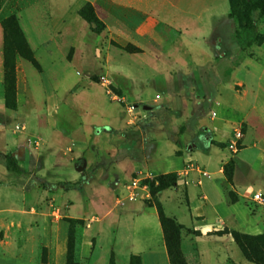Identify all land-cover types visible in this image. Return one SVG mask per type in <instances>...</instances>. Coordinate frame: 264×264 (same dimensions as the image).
Instances as JSON below:
<instances>
[{
	"label": "rangeland",
	"instance_id": "374dc122",
	"mask_svg": "<svg viewBox=\"0 0 264 264\" xmlns=\"http://www.w3.org/2000/svg\"><path fill=\"white\" fill-rule=\"evenodd\" d=\"M0 30V253L21 264L47 262L48 233L70 208L90 214L68 226L74 263L126 262L117 222L99 211L118 197L125 206L159 204L161 174L141 167L128 178L112 161L129 159L139 143L179 155V134L196 121L202 126L192 138L231 151L236 140L243 153L255 146L257 108L264 117V13L251 0H0ZM215 113L246 129L215 140ZM222 166L229 173L231 158ZM244 202L264 221L260 201ZM250 213L234 211L226 223L250 230L257 227ZM194 234L168 230L170 252L178 247L184 257L182 240ZM84 236L91 244L82 258ZM129 264L143 263L130 256Z\"/></svg>",
	"mask_w": 264,
	"mask_h": 264
},
{
	"label": "crops",
	"instance_id": "0c3cea01",
	"mask_svg": "<svg viewBox=\"0 0 264 264\" xmlns=\"http://www.w3.org/2000/svg\"><path fill=\"white\" fill-rule=\"evenodd\" d=\"M3 83L4 75L0 70V101L2 103L5 101ZM17 87L19 92V85ZM246 103H239L242 105L243 118H247L250 114ZM220 104L222 102L217 103L216 110ZM192 109L191 107V113L184 111V114L193 116ZM238 109L234 108V111ZM256 111L258 114L253 115L254 120L251 122L254 124L253 127L257 128L256 132L260 131L261 134L255 132L257 140L254 141L255 146H252L250 149L252 151L249 153H243L246 148L224 150L208 139L201 141L192 138L202 126L200 121V124L192 121L191 126L179 134L176 143L181 150L179 155H170L158 148L155 150L156 147L150 145L148 150L147 146L139 143L129 159L122 160L116 156L112 158L121 174L128 178L131 177L132 170L141 169V167L142 170L154 175L176 172L175 183L158 190L156 200L167 217L182 225L183 230L191 229L195 233L189 242L182 240V243H189V247H183L186 264H255L244 257L230 232L236 230L251 235L264 232V221L250 213L244 202L246 196L250 195L251 198L254 193H261L263 195L261 204L264 205V117L259 108ZM164 112L167 113V110L165 109ZM215 116L218 121L211 128L213 138L219 141L229 136L235 124L228 127L226 116H218L217 113ZM189 130L192 133L188 134ZM189 138L193 141L190 145H185ZM214 156H216L215 170H211L209 166ZM230 158L231 182H228L222 164ZM231 191L238 196L235 202L230 199ZM123 203L118 197L112 208L102 204L99 211L107 220H114L118 224L120 238L126 244V262L123 264H129L130 256L140 257L143 264H170L156 207L143 203L125 206ZM168 205L172 208L168 209ZM220 207L229 214V219H233L234 211L245 208L254 217L257 227L250 230L232 227L226 223H230L229 219L227 221L226 217L219 212ZM70 210L71 208L66 210L69 218L87 219L90 215L86 208H82L80 214H70ZM209 210L212 214H208ZM52 230L49 231V238L45 243L49 247V252L52 250V254L49 255L47 262L42 264H67L68 223L64 219L59 220ZM90 244L84 236L80 246L82 258L88 255ZM0 264H21V261L18 257H9L0 253Z\"/></svg>",
	"mask_w": 264,
	"mask_h": 264
},
{
	"label": "trees",
	"instance_id": "16d2710c",
	"mask_svg": "<svg viewBox=\"0 0 264 264\" xmlns=\"http://www.w3.org/2000/svg\"><path fill=\"white\" fill-rule=\"evenodd\" d=\"M251 9H259V13H264V0H251ZM248 24L252 25V21L250 18H248ZM224 175L228 182H231V170L228 173L224 169ZM177 178L176 173H165L161 174L158 177V190L167 188L172 186ZM230 199L232 202H235L236 199H234L232 192H230ZM158 218L164 233V237L166 238V234L168 230H171L172 232H177L179 234V231L183 228L182 225L178 224L174 219L167 217L160 207L159 204L157 206L155 205ZM64 220L68 223L69 229H71V226L74 224H82V219L77 218H64ZM231 235L241 250L244 257L255 263V264H264V232L257 234V235H251L243 232H239L236 230H232ZM70 234V231H69ZM178 239V238H177ZM166 247L168 250L169 258H170V264H186L185 259L183 255H181L179 248L177 247L176 252L173 254L170 252L169 248L170 245L168 244L167 238H166ZM137 258H139L137 256ZM67 264H76L73 262L72 259V252H71V246L69 245V238H68V247H67Z\"/></svg>",
	"mask_w": 264,
	"mask_h": 264
},
{
	"label": "built area",
	"instance_id": "2783aa9c",
	"mask_svg": "<svg viewBox=\"0 0 264 264\" xmlns=\"http://www.w3.org/2000/svg\"><path fill=\"white\" fill-rule=\"evenodd\" d=\"M246 129V126L244 124H240L239 126H235L232 128V130L235 132V136L239 138L242 134V130ZM229 148L231 149H236V140H231V142L228 144ZM135 183V182H133ZM134 192L132 191L131 188H129V194H128V199L132 200L134 198ZM253 198L257 201L262 202L263 201V195L261 193H254Z\"/></svg>",
	"mask_w": 264,
	"mask_h": 264
}]
</instances>
